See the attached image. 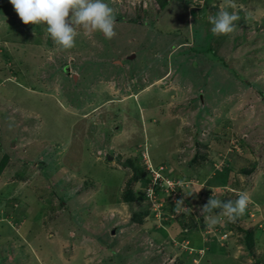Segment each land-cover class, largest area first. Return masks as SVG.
<instances>
[{"label":"rangeland","instance_id":"1","mask_svg":"<svg viewBox=\"0 0 264 264\" xmlns=\"http://www.w3.org/2000/svg\"><path fill=\"white\" fill-rule=\"evenodd\" d=\"M168 1L105 0L116 35L76 26L64 50L0 0V140L21 158L9 151L0 170V264H264V0ZM222 10L239 19L214 35ZM128 159L146 171L133 188L145 200L122 198ZM240 192V223L209 227L221 210L205 214L208 200ZM68 200L74 219L56 227ZM183 214L192 230L180 232ZM252 224L249 256L236 229ZM167 236L187 239L173 256Z\"/></svg>","mask_w":264,"mask_h":264},{"label":"clouds","instance_id":"2","mask_svg":"<svg viewBox=\"0 0 264 264\" xmlns=\"http://www.w3.org/2000/svg\"><path fill=\"white\" fill-rule=\"evenodd\" d=\"M24 24H44L52 40L64 50L76 46L79 35L76 26L90 32H100L107 39L116 35L114 10L105 0H10ZM239 19L234 12L222 10L210 17L214 35H228L235 31ZM264 27H261L262 29ZM250 203V196L240 192L233 201H222L211 197L203 210L220 209L218 216H209V227L219 222V217L235 221L243 215Z\"/></svg>","mask_w":264,"mask_h":264},{"label":"trees","instance_id":"3","mask_svg":"<svg viewBox=\"0 0 264 264\" xmlns=\"http://www.w3.org/2000/svg\"><path fill=\"white\" fill-rule=\"evenodd\" d=\"M152 2L153 3H155L156 5H157V7H158V5H159V7L161 8V9H163V8H165L166 7V5L168 4V0H152ZM158 3V4H157ZM201 145H203L202 143H201ZM14 146V145H13ZM10 150L9 151H12L11 153L13 154L14 153V155H15V159L17 160V162H18V159H21L20 157H17L16 158V151H15V147L13 148V149H11V148H9ZM9 151H8V153L7 152H5V149H3V147H2V143H1V140H0V157H1V160H0V162H1V164H0V170H2V168L3 167H5V165H7V163L9 164V163H11L12 162V159H11V157H10V154L11 153H9ZM199 154V155H198ZM202 157V154H200L199 153V151H195V155L193 156V157H191L190 158V160L188 161V163H190L189 165H194L195 164V162H197V160H198V157ZM37 159V158H36ZM212 162V161H211ZM14 163H16V161L14 162ZM213 163V162H212ZM252 163H254V164H256V162H255V160L254 161H252ZM20 165V164H19ZM227 165V164H226ZM225 165V166H226ZM41 166H43L44 168H45V163L43 162V161H41V160H39L38 161V170L39 171H41V172H43V170H44V168H41ZM125 166H129V168H130V170L133 172V174H132V176L128 179V181H127V183H126V187L124 188V190L122 191V198H123V200H124V202L126 203V202H128V203H130V202H133V201H136L137 199L138 200H140V199H142V198H144L143 200H145V199H147L146 197H145V195H144V193H143V191H142V194L140 195V194H138L137 192H135L134 190H133V188H134V185H135V183L136 182H138L140 179H142L143 177H144V175H145V170L144 169H141V167H139V165H138V163H137V161H133V160H130V159H128V161H127V163L125 164ZM35 168H37V167H35ZM34 168V169H35ZM231 168V170H234V166L232 165V164H228V166H226V169H230ZM255 169V168H254ZM252 170H253V168L252 169H249V168H246V167H239V168H237L236 169V171H237V173H236V179L238 178L237 176L239 175V173H240V175H243V176H247V177H250V175L252 174ZM17 174V173H16ZM21 177H23V176H21ZM25 177H27V176H25ZM25 177H23V178H25ZM161 178V177H160ZM161 179H163V178H161ZM161 179H158L159 180V183L162 181ZM244 179V178H243ZM233 180H235L234 178H233ZM158 187V186H157ZM140 197H139V196ZM13 200H16V199H12V201ZM222 201H229V199L227 200V199H224V200H222ZM75 202V201H74ZM72 203H73V201L72 200H68V206H65V210H63V209H60V213L62 214V216H60V215H58V217H56V219L54 218L53 219V223H54V225L56 226V227H58L59 225H61L62 223H68L70 220H71V223H72V220L74 219V217L71 215V216H69V218L67 217V221L65 220V222H64V220H63V215H69V210H71V213H72V211H74V208H72L71 207V205H72ZM77 206V205H76ZM75 206V207H76ZM71 207V208H70ZM136 209H134L133 211H132V213H131V219L133 220H135V221H138V222H141V221H143V217H145L146 216V214L148 215V213H149V211L148 210H146V208H145V210L144 209H142V208H140V207H138V206H136L135 207ZM137 210H140L139 212H136ZM220 209H215V210H212L211 212H218ZM205 212V214H210L211 212H209V211H204ZM264 212V211H263ZM186 214H183L182 216V218L181 219H179L177 222H178V224H179V226L181 227V231L180 232H182V231H187V230H192L193 229V227H195V224L196 223H193V221H192V219L190 218V217H187V216H185ZM90 217H91V215H90ZM133 220V221H134ZM236 221H238V223H240V221H241V219H236ZM197 222V221H196ZM69 224V223H68ZM239 225V224H238ZM48 226V225H47ZM250 227H245V226H243V225H241V226H237V229H236V231L237 232H239V233H241V237H240V241L242 242V245H244V247L246 248V250H247V254L250 256V255H253V254H255L254 252H255V245H256V239H257V237H256V234L258 235V232H260V229L258 228V226L257 225H253L252 224V226L251 225H249ZM223 229H225L224 227H223ZM69 231H71V227H69V230H68V232ZM177 235H179L178 233H176ZM175 238L176 239H178L179 240V238L178 237H175L174 236V238H169L168 236L167 237H165L164 238V240L163 241H161L162 242V246H163V249H167V256L168 255H171V256H173V252L174 251H170V249L172 250V245H174V241H175ZM68 239V236H67V238H65V239H63V240H67ZM187 239H185V238H181L180 240H179V243L180 244H182L184 241H186ZM190 241L188 240V243H189ZM187 243V242H186ZM215 245V244H214ZM226 247L227 246H230V245H228V244H226L225 245ZM226 247H224V248H226ZM223 247H221L220 249H222ZM199 249H201V248H199ZM155 255V254H154ZM154 257V256H153ZM252 257V256H251ZM254 262H256L257 264H258V262L259 261H257V259L254 261ZM120 264H122V263H120ZM132 264V263H131ZM152 264V263H151Z\"/></svg>","mask_w":264,"mask_h":264},{"label":"built area","instance_id":"4","mask_svg":"<svg viewBox=\"0 0 264 264\" xmlns=\"http://www.w3.org/2000/svg\"><path fill=\"white\" fill-rule=\"evenodd\" d=\"M153 180L157 181V180H158V177H156V176L154 175V176H153ZM148 190H150V188H149ZM146 195H147V193H146ZM147 196H148V195H147Z\"/></svg>","mask_w":264,"mask_h":264},{"label":"crops","instance_id":"5","mask_svg":"<svg viewBox=\"0 0 264 264\" xmlns=\"http://www.w3.org/2000/svg\"><path fill=\"white\" fill-rule=\"evenodd\" d=\"M190 1H191V0H190ZM261 19H262V18H259V16H258V17L255 18L254 20H259V21H260Z\"/></svg>","mask_w":264,"mask_h":264},{"label":"water","instance_id":"6","mask_svg":"<svg viewBox=\"0 0 264 264\" xmlns=\"http://www.w3.org/2000/svg\"><path fill=\"white\" fill-rule=\"evenodd\" d=\"M108 158H111V157H108Z\"/></svg>","mask_w":264,"mask_h":264}]
</instances>
